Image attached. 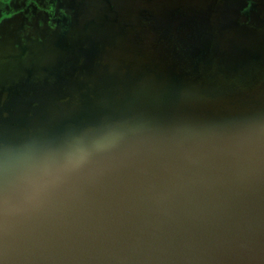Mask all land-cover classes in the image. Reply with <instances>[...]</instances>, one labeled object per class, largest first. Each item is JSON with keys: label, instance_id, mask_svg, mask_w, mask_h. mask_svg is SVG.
Returning <instances> with one entry per match:
<instances>
[{"label": "clouds", "instance_id": "clouds-1", "mask_svg": "<svg viewBox=\"0 0 264 264\" xmlns=\"http://www.w3.org/2000/svg\"><path fill=\"white\" fill-rule=\"evenodd\" d=\"M0 264H264V106L5 128Z\"/></svg>", "mask_w": 264, "mask_h": 264}, {"label": "water", "instance_id": "water-1", "mask_svg": "<svg viewBox=\"0 0 264 264\" xmlns=\"http://www.w3.org/2000/svg\"><path fill=\"white\" fill-rule=\"evenodd\" d=\"M110 3L84 18L70 49L44 44L39 54L0 65V131L125 111L264 106V0L246 17L245 0ZM245 20L246 30L237 24Z\"/></svg>", "mask_w": 264, "mask_h": 264}, {"label": "flooded vegetation", "instance_id": "flooded-vegetation-1", "mask_svg": "<svg viewBox=\"0 0 264 264\" xmlns=\"http://www.w3.org/2000/svg\"><path fill=\"white\" fill-rule=\"evenodd\" d=\"M110 1L54 0L52 11H48L43 0H0V65L39 54L44 44L45 48L57 49L59 46H52H56V42H64L70 49L71 43L76 40L75 30L84 18L92 14L94 7L105 8L104 3L113 9ZM142 1L148 3L152 0ZM258 1L246 0L248 8L243 12L245 17ZM92 24L94 21L85 27Z\"/></svg>", "mask_w": 264, "mask_h": 264}, {"label": "rangeland", "instance_id": "rangeland-1", "mask_svg": "<svg viewBox=\"0 0 264 264\" xmlns=\"http://www.w3.org/2000/svg\"><path fill=\"white\" fill-rule=\"evenodd\" d=\"M247 8H248V3H246V6L243 8V11L241 12V14H243V12L247 10ZM237 24L242 26L245 30H246V28L247 29L251 28V26H249L248 23H246V20L243 23L238 22Z\"/></svg>", "mask_w": 264, "mask_h": 264}]
</instances>
